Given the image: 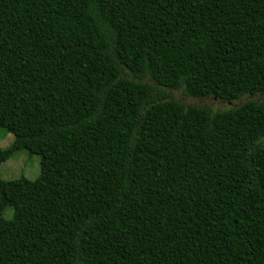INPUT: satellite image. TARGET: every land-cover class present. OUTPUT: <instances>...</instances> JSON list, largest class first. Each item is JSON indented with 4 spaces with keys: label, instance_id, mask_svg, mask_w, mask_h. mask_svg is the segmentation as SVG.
Here are the masks:
<instances>
[{
    "label": "trees",
    "instance_id": "1",
    "mask_svg": "<svg viewBox=\"0 0 264 264\" xmlns=\"http://www.w3.org/2000/svg\"><path fill=\"white\" fill-rule=\"evenodd\" d=\"M145 76L264 93V0H0V264H264V101Z\"/></svg>",
    "mask_w": 264,
    "mask_h": 264
},
{
    "label": "rangeland",
    "instance_id": "2",
    "mask_svg": "<svg viewBox=\"0 0 264 264\" xmlns=\"http://www.w3.org/2000/svg\"><path fill=\"white\" fill-rule=\"evenodd\" d=\"M141 81L149 83L154 88V93L158 96H164L189 105H206L212 111L227 109L229 107L238 106L246 100L264 101V93L244 95L237 101L225 102L215 98H199L192 97L184 93L182 88L171 89L160 86L154 82L149 76H145ZM13 142V135L6 133L0 128V149L7 148ZM40 173V156L38 154H30L26 149L15 151L7 160L0 164V178L4 180L17 179L21 176L29 180H34ZM13 215L12 206L5 207L3 217L11 219Z\"/></svg>",
    "mask_w": 264,
    "mask_h": 264
}]
</instances>
